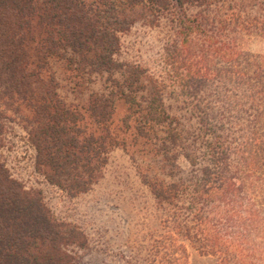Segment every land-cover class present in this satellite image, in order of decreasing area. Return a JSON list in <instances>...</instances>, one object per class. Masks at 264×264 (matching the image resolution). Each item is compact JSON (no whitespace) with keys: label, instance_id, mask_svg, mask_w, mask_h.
Segmentation results:
<instances>
[{"label":"trees","instance_id":"obj_1","mask_svg":"<svg viewBox=\"0 0 264 264\" xmlns=\"http://www.w3.org/2000/svg\"><path fill=\"white\" fill-rule=\"evenodd\" d=\"M196 2L209 1L0 0V97L11 111H25L37 172L71 197L98 182L114 149L128 154L167 213L160 248H170V264H189L180 237L221 264H264V68L237 43L211 35L209 14L202 22L189 15L186 5ZM169 13L183 39L167 62L171 80L198 99L195 86L214 84L221 99L217 110L192 105L188 128L165 103L173 85L115 59L120 35L139 15ZM231 19L242 21L245 32L257 27V19ZM195 33L207 43L198 50L192 48ZM54 60L65 61L79 80L104 76V90L93 92L88 105L68 104L59 94ZM178 156L190 172L179 167ZM79 238L0 160V264H72L68 247Z\"/></svg>","mask_w":264,"mask_h":264},{"label":"rangeland","instance_id":"obj_2","mask_svg":"<svg viewBox=\"0 0 264 264\" xmlns=\"http://www.w3.org/2000/svg\"><path fill=\"white\" fill-rule=\"evenodd\" d=\"M208 1L205 6L200 2L186 5V11L199 17L201 22L202 16L209 14L211 35L226 43H237L239 50L248 57H256L264 68V1L256 0L245 6L240 0ZM233 14L240 15L243 21L257 19L254 22L257 27L243 31V22L233 21ZM182 40L174 15L169 13L158 18L139 15L130 30L120 35L121 50L115 59L148 68L155 75L164 77L168 85H173L165 92V103L169 113L188 128L189 116L194 115L192 105H210L217 110L221 99L215 96L214 84L195 86L198 99L186 95L181 84L174 83L173 77L171 80L167 62L178 54ZM192 44V48L198 50L207 43L200 33H195ZM52 69L59 83V94L68 104L88 105L93 92L104 90V76L95 75L89 80L85 75L84 80H79L80 74L68 71L62 60L52 61ZM219 90L220 95L224 94L221 87ZM14 110L13 113L0 97L1 163L11 177L26 188L39 191L56 218L71 223L80 233L78 243L68 247L72 264H170V248L163 245L160 248L166 234L167 213L158 207L128 154L122 149H114L98 182L88 192L71 197L37 172L36 150L22 121L25 111ZM199 122L195 116L191 124L197 126ZM177 164L184 173L192 169L183 156H178ZM180 239L187 246L189 264H221L217 257L203 255L183 237Z\"/></svg>","mask_w":264,"mask_h":264}]
</instances>
